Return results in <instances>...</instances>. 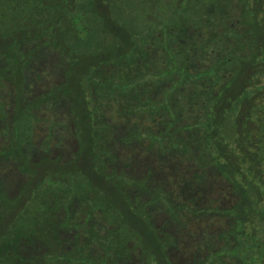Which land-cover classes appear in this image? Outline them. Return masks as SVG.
<instances>
[{
  "label": "rangeland",
  "instance_id": "1",
  "mask_svg": "<svg viewBox=\"0 0 264 264\" xmlns=\"http://www.w3.org/2000/svg\"><path fill=\"white\" fill-rule=\"evenodd\" d=\"M202 7L203 0H0V264H185L186 248L197 245L202 264L248 255L245 248L264 234L253 226L261 217L251 214L255 193L239 190L253 180L248 171L223 177L243 212L215 202L220 218L197 222L195 236L192 224L167 219L187 212L181 198L178 206L168 199L189 178V166L168 150L170 121L186 107L170 108L172 75L184 80L180 65L195 55L189 43L205 46L207 22L211 34L222 28ZM30 36L38 38L27 43ZM216 96L192 99L197 126L206 113L228 115L236 104L235 95ZM257 103L264 110V96ZM245 114L231 126L245 124ZM210 183L209 175L200 185ZM233 215L237 228L219 225ZM211 237L221 240L215 251L205 246Z\"/></svg>",
  "mask_w": 264,
  "mask_h": 264
},
{
  "label": "trees",
  "instance_id": "2",
  "mask_svg": "<svg viewBox=\"0 0 264 264\" xmlns=\"http://www.w3.org/2000/svg\"><path fill=\"white\" fill-rule=\"evenodd\" d=\"M202 8L205 11L204 14H214L216 22L222 28H219L216 35L211 34L209 29L212 23H209L210 21L207 22L209 28L202 31L209 35V38L203 41L205 46L199 50L194 47L198 46V42L192 41L189 43L191 46L188 50L190 52L194 51L195 55L187 57V60H190L187 65H180L184 67L183 69L181 68V72L184 71L182 73L184 74L182 76L184 80L178 81L180 79L179 75H172V77L177 79V85L173 86L175 90L172 91L168 99L170 108L177 107V104L179 106L183 105L184 102H186V107L183 106L182 110L180 109L178 113L176 112L174 116L175 120L170 121L175 126V133L170 138L171 144L174 143V147H169L168 150H170V157L180 155L181 161H184L189 166L184 169L186 175H183L184 177L189 176V178H187L188 180L181 179V190H178V193L176 192L175 198L168 199L171 205L178 206L180 204L176 202V197L181 198L180 203L186 204L187 212L177 210L174 220L172 218L167 219L171 220L173 225V221L192 224L193 230L191 235L195 236L197 234L195 233L197 231V222L204 221L203 223L205 224H212L211 220L215 216L219 217L214 211H220L218 210L220 207L214 209L211 206L215 202L222 201L219 205L231 203L229 205H235L234 207L238 211L243 212L242 209H239L241 202L238 203L237 196L232 192L233 188L231 189L230 185L223 180V177L228 178V174L232 173L234 175L235 173L248 171L253 180L249 184H243V186L238 188L241 191L250 189L255 193L252 194L251 214L261 217L259 219L260 222L257 221L258 224H253V226L259 230L258 227L262 225L264 229V210H262L264 209V199L260 196V185L264 184V114H261L264 113V110L257 103V100L264 96V0H203ZM204 18L206 17L203 16ZM213 22L215 23V20ZM202 23L206 24L204 21ZM213 37L219 40L215 42L213 41ZM36 38L38 37L30 36L25 41L29 43L30 40ZM175 43H177V39ZM215 57L217 60L216 64L212 62ZM6 83L5 85H7ZM10 86V94L12 95L14 94V90L13 86ZM158 86L159 89L156 90L157 99L158 95H161L159 92L167 84H160ZM30 89H32V86L26 88L27 93H29ZM216 93L220 95L219 102L226 100L225 98H221L224 95H228V97L235 95L233 103L236 104H233V106L229 105L228 115L226 112L221 113V108L217 109L216 112L211 111L210 113H206L204 115L206 116L204 123L201 126H197L200 114H194L198 110L196 100L199 97H206L207 100L208 98L216 99L218 97ZM222 94L224 95L222 96ZM242 96H246V98L243 102H240L239 99ZM192 99H196L195 102ZM43 102H46V100ZM237 113H246L244 116L246 123L242 124L244 127L237 123L233 127L231 126L230 123L233 121L230 120L236 117ZM215 114L222 117V121L218 124L215 123L213 118ZM158 115L162 118L161 115L167 114L165 111H162ZM196 119L197 121H195ZM162 121L160 120L161 123ZM223 123L224 125L219 127ZM188 126H190L189 132L182 130L183 127ZM246 126H250L251 132H256L251 134ZM64 127L67 128V125H64ZM231 143L233 146H231ZM179 152L182 154H179ZM165 159H161L162 162ZM241 163H243V166H241ZM171 165L173 164L171 163ZM195 165H200L202 169H196ZM167 166L161 163V168L157 170L164 172L165 169L169 168ZM172 167L175 168L174 166ZM64 169L62 168L61 171ZM153 172L155 176L156 170H153ZM209 175L213 178L214 184L210 183L209 187L207 185L202 187L203 185H200L201 182L207 179ZM159 178L156 176V182L160 180ZM236 182L239 183L238 180ZM213 193L220 200L212 201L211 197ZM168 194L166 193L165 195ZM157 200L155 196V201ZM202 202L203 204H200ZM244 214V216L240 217L243 218L248 215L245 212ZM219 221H221V224H218L225 226V229H235L241 219L239 216L233 215L223 217ZM203 240L206 241V239ZM209 240H207L209 242H205V246L208 249L211 248V251H215L221 240L220 243L214 237L209 238ZM229 242L232 243L231 240ZM60 244L59 248L62 250L66 248L63 245L64 243L60 242ZM237 244L234 243L233 246L237 250L241 249L239 248L240 245ZM197 247L194 250L186 248L187 253L185 254L189 255V257L185 259V264L203 263L206 254L202 251L199 252ZM111 248H114V244L111 245ZM112 249L108 251L111 255L114 254ZM245 249L248 255L244 259L236 257L234 260H231L232 263L228 261H225V263L264 264V234L253 238V242L249 243L248 248ZM236 255L238 256V254ZM112 258L115 259L116 257Z\"/></svg>",
  "mask_w": 264,
  "mask_h": 264
}]
</instances>
